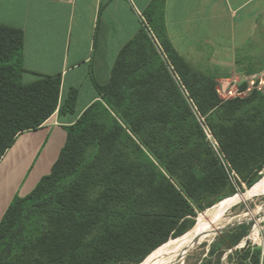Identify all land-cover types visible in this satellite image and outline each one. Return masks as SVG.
<instances>
[{
  "label": "trees",
  "instance_id": "16d2710c",
  "mask_svg": "<svg viewBox=\"0 0 264 264\" xmlns=\"http://www.w3.org/2000/svg\"><path fill=\"white\" fill-rule=\"evenodd\" d=\"M145 15L166 60L144 29L122 47L109 82L96 85L99 100L66 128L50 173L4 213L0 264L143 262L188 229L194 206L229 189L205 130L239 178L262 167L264 97L221 99L216 78L173 49L161 8ZM22 49V31L0 25V158L19 134L75 107L70 89L58 108L59 75L22 82ZM249 264L264 256L256 250Z\"/></svg>",
  "mask_w": 264,
  "mask_h": 264
},
{
  "label": "crops",
  "instance_id": "0c3cea01",
  "mask_svg": "<svg viewBox=\"0 0 264 264\" xmlns=\"http://www.w3.org/2000/svg\"><path fill=\"white\" fill-rule=\"evenodd\" d=\"M151 6L161 8L170 44L193 68L220 80L254 72L253 46L264 44V0H0V25L23 33L22 82L59 75L58 108L70 89L77 91L72 113L56 110L0 158V221L15 197L50 173L66 128L99 100L96 85L109 82L122 47L142 29L151 32L145 15Z\"/></svg>",
  "mask_w": 264,
  "mask_h": 264
},
{
  "label": "rangeland",
  "instance_id": "374dc122",
  "mask_svg": "<svg viewBox=\"0 0 264 264\" xmlns=\"http://www.w3.org/2000/svg\"><path fill=\"white\" fill-rule=\"evenodd\" d=\"M147 35L154 49L165 61L166 59L154 34L148 32ZM253 50L256 51L257 60L254 63L255 69L252 74L235 75L228 80L216 79V89L221 99L248 97L253 92H257L258 95L260 94L264 97V68L258 69L264 65V44H256L253 46ZM201 122L203 121L201 120ZM205 133L210 145L226 170L230 185L229 189L221 198L209 204H203L200 207L194 206L195 215L190 216L185 224L188 229L180 236L169 238L166 243L180 239L195 226L199 220V215L216 203L226 198L247 193L252 185H255L264 176L263 162L262 167L253 175H249L246 179L239 178L232 168L224 164V158L218 151L216 141L206 130ZM220 217L225 220H231L234 225L218 233L212 240L201 242L193 247L180 264H241L242 262L249 264L256 250L260 252L262 259L264 256V187L251 194L244 201L228 206L223 210ZM243 250H248V253ZM244 254H248L246 259L243 258ZM244 259L245 261H243Z\"/></svg>",
  "mask_w": 264,
  "mask_h": 264
},
{
  "label": "bare ground",
  "instance_id": "6f19581e",
  "mask_svg": "<svg viewBox=\"0 0 264 264\" xmlns=\"http://www.w3.org/2000/svg\"><path fill=\"white\" fill-rule=\"evenodd\" d=\"M262 187H264V176L247 193L221 200L199 215L198 222L191 230L180 239L161 245L140 264H180L193 247L201 242L212 240L220 231L233 225L231 220L220 217L224 209L239 201H244Z\"/></svg>",
  "mask_w": 264,
  "mask_h": 264
},
{
  "label": "water",
  "instance_id": "95a60500",
  "mask_svg": "<svg viewBox=\"0 0 264 264\" xmlns=\"http://www.w3.org/2000/svg\"><path fill=\"white\" fill-rule=\"evenodd\" d=\"M233 225H234V224H233ZM233 225H231V226H233ZM231 226H230V227H231ZM228 228H229V227H228ZM226 229H227V228H226ZM223 230H225V229H223ZM223 230H222V231H223ZM222 231H220V232H222ZM220 232H219V233H220Z\"/></svg>",
  "mask_w": 264,
  "mask_h": 264
}]
</instances>
